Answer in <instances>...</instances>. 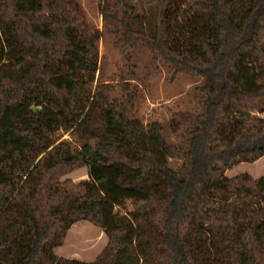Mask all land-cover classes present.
<instances>
[{
	"label": "trees",
	"instance_id": "trees-1",
	"mask_svg": "<svg viewBox=\"0 0 264 264\" xmlns=\"http://www.w3.org/2000/svg\"><path fill=\"white\" fill-rule=\"evenodd\" d=\"M100 8L123 54L142 46L171 80L201 82L202 111L173 116L186 133L171 144L130 117L128 85L120 102L96 85L101 32L78 0H0V264H88L55 254L81 221L108 238L89 264H264V176H226L264 157V0ZM80 163L88 180L48 183Z\"/></svg>",
	"mask_w": 264,
	"mask_h": 264
},
{
	"label": "rangeland",
	"instance_id": "rangeland-1",
	"mask_svg": "<svg viewBox=\"0 0 264 264\" xmlns=\"http://www.w3.org/2000/svg\"><path fill=\"white\" fill-rule=\"evenodd\" d=\"M83 7L88 20L101 32L99 44L100 62L96 76V85L111 86V98L121 101L122 88L128 85L139 96L136 105L129 108L130 117L147 125L158 122L165 127L164 136L173 145H185L183 129L173 132L169 124L177 113L199 114L202 107L197 105L198 88L201 82H196L187 76H178L171 80L167 71L152 60L150 53L142 46L123 54L115 39L104 28L101 17L100 3L102 0H78ZM264 118V114H259ZM58 137L70 143L73 152L81 148L79 137L75 134L61 132ZM170 165L179 169L180 163L171 161ZM249 175L254 179L264 176V157L249 164L242 163L226 172L228 178ZM80 183L88 180V170L84 164L72 168H60L48 179L49 184L65 181ZM133 206L128 203L119 212L128 214ZM108 246V238L101 229L87 221L75 224L67 234L64 245L55 254L59 258L78 260L84 263L96 262Z\"/></svg>",
	"mask_w": 264,
	"mask_h": 264
},
{
	"label": "crops",
	"instance_id": "crops-1",
	"mask_svg": "<svg viewBox=\"0 0 264 264\" xmlns=\"http://www.w3.org/2000/svg\"><path fill=\"white\" fill-rule=\"evenodd\" d=\"M57 250V249H56Z\"/></svg>",
	"mask_w": 264,
	"mask_h": 264
}]
</instances>
